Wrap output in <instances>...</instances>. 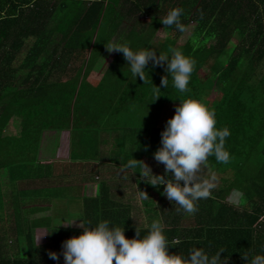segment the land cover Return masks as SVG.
I'll return each mask as SVG.
<instances>
[{"label": "trees", "instance_id": "16d2710c", "mask_svg": "<svg viewBox=\"0 0 264 264\" xmlns=\"http://www.w3.org/2000/svg\"><path fill=\"white\" fill-rule=\"evenodd\" d=\"M173 8H183L186 30L194 24L179 48L196 61L189 92L172 86L166 64L149 62L145 82L133 77L116 51L97 77L94 68L109 44L171 55L186 32L162 24ZM165 77L167 88L161 86ZM154 86L161 89L156 100ZM214 91L210 110L216 127L230 130L225 147L231 161L210 156L201 166V178L222 175L224 184L187 214L161 194L163 185L157 189L132 173L141 171L143 157L156 161L164 107ZM108 146L112 154L101 167L100 148ZM44 148L63 160L42 162ZM133 158L136 169L121 172ZM160 167L156 175L164 174ZM38 182L46 186L22 187ZM83 184L97 187L95 195L87 196ZM129 189L140 198L131 199ZM233 193L241 194L237 204ZM77 196L83 203L75 213ZM81 218L108 220L124 227L129 239L136 228L146 235L159 220L170 254L223 249L225 264L264 254V0H0V264H64L62 243L83 229L61 222ZM42 229L47 241L39 245ZM49 252L60 254L59 261Z\"/></svg>", "mask_w": 264, "mask_h": 264}, {"label": "clouds", "instance_id": "9594fccd", "mask_svg": "<svg viewBox=\"0 0 264 264\" xmlns=\"http://www.w3.org/2000/svg\"><path fill=\"white\" fill-rule=\"evenodd\" d=\"M183 12V8L171 9L161 21L162 24L183 33L186 31L185 25L181 23ZM106 47L109 52L123 54L133 77H139L145 82L149 62L155 66L166 64L165 70L171 77L172 86L180 93L190 91L188 85L196 61L182 51L172 49L171 55H157V51L150 47L133 50L128 42L109 44ZM168 85V79L162 78L161 86L167 88ZM160 91L159 87H153L155 100L161 96ZM216 124L215 112L203 100H180L174 116L167 120L165 129L161 132L162 146L153 153L157 163L164 165V174H153L152 169L143 162V170L133 173L139 172L141 179L157 189L163 185L161 194L180 206L177 211L182 209L187 214H195L198 202L208 199L215 188V174L210 178H201V166L207 163L210 156H214L221 164L231 161L230 153L225 147L230 130L227 127L219 129ZM137 162L134 158L127 161L120 166V171L136 169ZM142 193L143 199L149 198L145 192ZM74 220L66 224L71 226ZM79 227L83 229L80 235L62 243L64 264H225L227 260L221 257V253L225 252L223 249L214 255H209L203 248H192L186 255L170 254L171 244L159 220L151 222L146 235L142 236L136 228V237L131 239L126 238L124 227H117L108 220L92 224L81 218ZM48 255L52 260L60 259V254L56 252H49ZM242 256L247 258V264H264V254L246 253Z\"/></svg>", "mask_w": 264, "mask_h": 264}, {"label": "rangeland", "instance_id": "374dc122", "mask_svg": "<svg viewBox=\"0 0 264 264\" xmlns=\"http://www.w3.org/2000/svg\"><path fill=\"white\" fill-rule=\"evenodd\" d=\"M193 28H194V24H192V25H190L188 27V29L186 30V32L184 33V35L181 37V39L179 40V42L177 44V47H176L177 50H179V48L182 45H184V43L186 42V40L189 38L190 34L192 33ZM164 35L165 34L162 33V32L159 33V36H164ZM114 55H115V52L114 51L113 52L107 51L106 53H104L99 58L98 63L96 64V66L94 68V71L97 74V77H100L101 75H103L106 72V70L108 68V65L112 61ZM217 95H218V93L215 92V91L212 92L209 96L207 94H203V95H200V97H201L200 100H203V102H205L207 104V106L210 108L211 107V101H212V99L214 97H216ZM178 105L179 104H169V105H167V106L164 107V109L162 111V114L159 117L160 118V121H159L160 126H162V127H165L166 126L167 120L169 118H171V117L174 116V114H175V108ZM7 131H8V133H14L15 132L12 127H9V129ZM66 139H69V138H66ZM75 146H76L75 148H79L81 145L76 143ZM99 148L100 147H98V149ZM45 149L46 148H44V149H42L40 151V158H41V161L42 162L52 163L54 161L63 160L62 157L60 158V157H57V156H53L52 155V152H51V150L49 148H47V151H44ZM100 149L102 150V152H104L103 154H104V158H105L103 161L100 162V166H101V163H102V166L101 167H106V165L108 163L106 161V157L109 156V155H111L112 153L110 152L109 146L107 147V149H104L103 147H101ZM80 150H81V148H80ZM88 160H90V159H88ZM141 160H142V162L146 166H148V167H150L152 169L153 174L159 173L163 169V168L160 167L161 164H158L157 161L148 162V158H146V157H143ZM90 161L92 162L93 159L91 158ZM142 162H141V164H142ZM142 170H143V168L141 167V171ZM132 176L136 180H140L141 182L144 181L143 179H141V174H137L135 172V173H132ZM210 177H211V175L205 176V178H210ZM215 177H216V179L214 181L215 188L219 189L224 184V180H223L224 177L222 175H218V174L215 175ZM7 182H8V179H7ZM26 185H24L22 187L30 188V190L37 189V188L42 189V187L46 186V184H44V183L43 184L42 183L39 184V182H38V184H35V185H32V186H26ZM80 187L82 188V190L84 189V192L88 191L87 193H85L87 196L95 195V193L97 192V187H95V186H90V188L88 190L85 189V187H86L85 184L80 185ZM44 195H46V194H44ZM128 195H130L131 199L135 198V200H137V199L140 198V193H137V192H134V191L132 192V190H130V189H129V194ZM150 196H152V198L155 201H158L159 200V196H158V194L155 191H151L150 192ZM43 197H45V196L42 195L41 202L42 203H45ZM240 198H241V194L240 193H233L232 196L230 197V200L232 202H234V203L237 204V203H239ZM35 201H37V197L36 196H34V199H32L31 202H34L35 203ZM82 203H83V201L81 200V198H79V196L74 197L72 207H73L75 213H78L82 209ZM39 206H44V205H39ZM46 214H48V213H46ZM72 220H74V219H71V220H63L61 222L62 223V226L68 227L69 225L66 224V222L67 223H70ZM76 220H74L72 222V224H71L70 227H79L80 223L78 221H76ZM12 223H13V221H12ZM38 238H39V240H38ZM36 240H38L37 243L39 245H43L44 243H46V241H47V231H46V229H42V230H39L37 232Z\"/></svg>", "mask_w": 264, "mask_h": 264}, {"label": "crops", "instance_id": "0c3cea01", "mask_svg": "<svg viewBox=\"0 0 264 264\" xmlns=\"http://www.w3.org/2000/svg\"><path fill=\"white\" fill-rule=\"evenodd\" d=\"M54 1H57V0H54ZM63 1H64V0H63ZM66 1H67V2H68V1L75 2V0H66ZM58 2H59V1H58ZM107 51H108V49H106V50L104 51V53H106ZM104 53H103V54H104ZM59 161H60V160H59ZM87 186L90 187L91 185L87 184ZM92 186H93V185H92ZM89 187H87V190L89 189Z\"/></svg>", "mask_w": 264, "mask_h": 264}]
</instances>
